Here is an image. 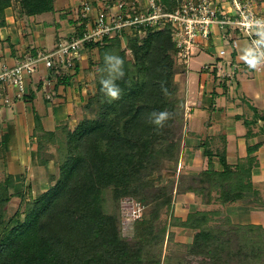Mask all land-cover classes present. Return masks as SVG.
Here are the masks:
<instances>
[{"label": "trees", "instance_id": "1", "mask_svg": "<svg viewBox=\"0 0 264 264\" xmlns=\"http://www.w3.org/2000/svg\"><path fill=\"white\" fill-rule=\"evenodd\" d=\"M17 1L28 15L53 10L54 0ZM178 2L159 0L167 11L173 10ZM10 3L11 0H0V26L4 25V11ZM123 35L134 48L138 66L131 71L129 63L120 54L125 71V76L117 81L122 89L121 98L109 101L101 92L99 83L104 55L116 48L114 44L121 43L120 37H104L101 42L86 43V48L96 47L99 55L94 77L96 90L82 107L84 114L89 110L94 113V117L84 118L83 115L73 129L64 124L57 132L38 133V147L33 156L40 165H46L49 159L58 164L57 176L51 178L53 183L34 197L19 195V206L12 211L8 207L14 195L10 192L14 187L13 177L9 175L0 182V264L143 263L139 262L138 243L131 242L121 233L119 224L124 213L120 211V204L132 199L142 202L147 200L144 181L158 166V153L170 161L178 159L181 142L178 141L174 147L170 137L173 117L168 119L164 127L156 128L149 123L148 114L163 108L173 111L172 96H176L182 107L184 100L178 95L175 82L177 72L171 53L176 57L177 48L171 37V26L167 24L160 30L147 28L145 36L137 33ZM162 87L168 89L167 94L162 91ZM48 144L55 146L54 152L48 151ZM255 148H249L248 152L252 153ZM175 149L178 150L174 157ZM217 154L222 166L219 171L210 164L213 153L210 149L205 151L208 167L199 175L198 185L207 183L210 192H219L218 198L222 204L250 199L253 192L247 179L250 178L252 159L246 160L250 162H247L246 168H239V165L232 168L224 153ZM203 189L202 186L197 189L187 186L184 190L200 194ZM105 194L117 206L115 210L112 206L108 207ZM164 194L163 190L162 195L155 196L157 202L149 217L133 221L136 228L137 224L140 226V233L145 238L153 233L152 220L157 211L170 205V197L165 198ZM158 197L162 199L158 200ZM207 221L208 213L197 210L181 223L196 231L191 245L196 260L194 264H206L208 261L211 264H224L222 252L228 251V246L237 242L238 229H233L231 237L228 230L216 232L206 227ZM238 228H251L261 238L252 242L249 240L250 244L244 243L251 245L247 253L244 249L232 256L234 252L230 250L233 253L227 260L231 257L233 264H250L254 258H264L263 226L242 224ZM215 239H221L218 242L220 245H215ZM210 251L217 256L208 257Z\"/></svg>", "mask_w": 264, "mask_h": 264}, {"label": "crops", "instance_id": "2", "mask_svg": "<svg viewBox=\"0 0 264 264\" xmlns=\"http://www.w3.org/2000/svg\"><path fill=\"white\" fill-rule=\"evenodd\" d=\"M82 2L96 4L100 0H54L52 11L35 15L25 14L19 2L13 1L0 26V69L16 65L26 54L51 53L60 40L78 36ZM246 43L239 32H230L228 39H223L214 28L208 42L195 50L186 65L181 64L182 70L175 75L186 109L181 151L200 162L204 170L208 149L213 153L210 164L217 171L222 168L217 152L224 153L232 168H246L250 164L246 160L251 158L247 180L253 195L235 208L236 220L237 224L264 227V66L260 70L247 67L240 52ZM83 48L72 68L62 71L39 61L33 73L24 74L20 96L16 86L8 85L0 97V182L13 177L10 201L17 198L19 204V195L34 197L53 181L54 175L46 174H54L53 159L40 165L33 153L39 131L57 132L64 124L71 129L82 116L99 62L96 47ZM222 48L226 52L223 58L218 55ZM224 66L231 72H225ZM5 97L10 102H5ZM253 146L255 150L249 153ZM47 148L53 152L51 144Z\"/></svg>", "mask_w": 264, "mask_h": 264}, {"label": "rangeland", "instance_id": "3", "mask_svg": "<svg viewBox=\"0 0 264 264\" xmlns=\"http://www.w3.org/2000/svg\"><path fill=\"white\" fill-rule=\"evenodd\" d=\"M16 0H11V3ZM105 0H100V2ZM257 4V9L261 11V13H264V2H261L260 0H253ZM10 3V4H11ZM80 11V8H79ZM164 27L163 23L159 27L162 29ZM158 29V30H160ZM135 35V34H134ZM139 36H145V34H137ZM114 37V36H113ZM138 37V36H137ZM141 38V37H140ZM139 38V39H140ZM121 39V38H120ZM123 39V40H122ZM121 43L114 44L116 48H112L110 53H115L120 56L123 55L125 58V61L129 63L130 70H136V66H138L137 59L135 57L134 48H131L130 41H128L127 37H122ZM141 40V39H140ZM139 42V41H138ZM140 44V42L138 43ZM200 47V46H199ZM197 47V48H199ZM196 48V49H197ZM85 49V47L83 48ZM195 49V50H196ZM194 52H189L188 60L193 56ZM172 54L173 59V66L175 71L178 73L182 70L181 64H187L183 63L182 61H179L177 57H175ZM96 55V54H94ZM223 58V56H220ZM212 61L213 59H209ZM104 66L100 68V74L105 75V73L101 72V69ZM226 66H224L225 68ZM97 69V68H96ZM228 69V72H231V69L229 67H226V70ZM176 73V74H177ZM96 74V73H95ZM175 74V75H176ZM230 74V73H229ZM233 79V76H232ZM94 82V80H93ZM177 84V83H176ZM178 85V84H177ZM176 85V86H177ZM95 87L93 88L92 94L95 92ZM180 88L177 87L178 95L183 98L182 94H179ZM91 94V95H92ZM89 98V97H88ZM172 101L174 102V108H173V119L171 122L172 126V141L174 142V147L176 144H178V141L180 145V151H179V157L178 159H174L170 161L161 154L158 153V166L156 165V168L150 175H148L145 179L146 184V192H148V197L145 202L132 199L130 202H121L120 211H123L124 215L122 217V220L120 221V229L123 236L127 237L131 242L137 244L140 247L139 255H140V261L143 262L142 264H194L195 263V256L193 254V238L194 233L196 232L194 229L190 227H185L181 225L182 222L186 221L187 216L189 214L195 213L197 210L200 213H208V221L206 224V227H209L210 229L218 232L220 230H228L233 236L234 230H237L238 235L236 236V243L230 244L228 247V251L224 250L222 252V258L224 264H233L231 257L227 260L229 255H238L235 254L239 250L244 251L246 249L245 253H247L248 248L251 246L249 245V240H256L259 236L258 232L252 231L251 228H243L239 229L238 225H242L243 223H238L236 220L237 216V210L235 208L238 207L239 204H245L246 198L237 200L232 203L228 204H222L221 201L218 198V195L220 194L216 190H212L210 192L208 188L207 183H201L200 186L198 185V181L200 179L201 172L204 170V166H201L200 162L196 163L192 159L190 160L188 155L185 152H182V134L184 131V123L186 122L184 119L186 115V109L185 106L182 107L181 102L176 98V96H172ZM88 100V99H87ZM87 102V101H86ZM85 102V103H86ZM94 113L88 110L85 111V114L83 113L82 108V116H80V119L83 118H92L94 117ZM181 116L183 117L181 120ZM191 120V118H189ZM79 121V120H78ZM77 121V122H78ZM72 127L71 129H73ZM60 133V132H59ZM181 138V140H180ZM48 146V145H47ZM52 151L54 152L55 146H53ZM158 145L156 146V149L158 150ZM179 148V146H178ZM178 149H175L173 151L174 157L175 153ZM183 155V156H182ZM173 157V158H174ZM184 157H186L184 159ZM52 162H50V165ZM193 164V165H192ZM57 163L54 164L53 172L54 174H51V172H46L47 177L49 175L57 176ZM52 166H50V169ZM192 178L195 180L193 181ZM243 183H245V179L243 178ZM50 183V181H49ZM187 186H194L197 188L204 187L202 192L200 194H197L193 192L192 190L186 191L184 190ZM144 188V187H142ZM164 190L165 194L164 197H170V205L163 206L161 209L157 211L156 217L152 220L153 222V230L150 235L145 238V236H142L140 232V226L137 224H134V220L141 219L142 217H149L151 214L152 209L155 208V204L157 201L155 196L161 194ZM184 190V191H183ZM235 193V190H234ZM143 195H145L142 192ZM160 195V196H161ZM13 196V195H12ZM11 196V198H12ZM108 207L112 206V209L114 207V210L116 209L115 205L111 203V199L109 198L108 194H105ZM10 198V199H11ZM211 198V200H210ZM162 197H158V200H161ZM18 199H12L9 203V209H17L18 207ZM236 202H239L238 204ZM134 221V222H133ZM237 228V229H236ZM264 228V227H263ZM262 232V241H264V232ZM220 234V233H219ZM226 236V235H225ZM227 239L226 237H224ZM250 238V239H249ZM261 238V237H260ZM223 239V238H221ZM221 239H215V245L219 244L218 242ZM260 240V239H259ZM258 241V240H257ZM245 242H248L249 244H244ZM211 245V242H210ZM220 245V244H219ZM246 245V246H245ZM242 246V247H241ZM233 252H229V251ZM209 251V250H208ZM213 251L209 252L208 257L215 258L217 254L214 255ZM243 258V257H242ZM140 264V263H139ZM206 264H211L210 261H208ZM247 264V263H243ZM249 264V263H248ZM250 264H264V258L260 257L259 259H253L251 260Z\"/></svg>", "mask_w": 264, "mask_h": 264}, {"label": "built area", "instance_id": "4", "mask_svg": "<svg viewBox=\"0 0 264 264\" xmlns=\"http://www.w3.org/2000/svg\"><path fill=\"white\" fill-rule=\"evenodd\" d=\"M255 18H264V13L253 0H179L171 11L164 10L159 0L82 2L78 12L80 35L60 40L51 53L26 54L16 65L2 67L0 97L8 85L16 86L20 96L24 91V74L33 73L39 61H44L46 67L57 66L64 71L74 66L78 51L86 43L101 42L104 37L118 35L122 39L123 33L145 34L147 28L158 30L162 23L169 24L176 57L187 63L189 52L207 43L214 28L220 30L223 39H228L230 32H239L251 42L254 33L247 22ZM225 53L223 48L218 50L219 56ZM4 100L10 102L8 97Z\"/></svg>", "mask_w": 264, "mask_h": 264}, {"label": "clouds", "instance_id": "5", "mask_svg": "<svg viewBox=\"0 0 264 264\" xmlns=\"http://www.w3.org/2000/svg\"><path fill=\"white\" fill-rule=\"evenodd\" d=\"M247 23L254 33V39L241 47V59L250 68L255 69L264 64V18L251 19ZM101 72L105 73L99 80L101 92L109 101L120 99L122 89L117 81L125 76L123 58L115 53H105L104 67ZM162 91L165 94L168 93L166 87H162ZM172 115L173 113L168 108L153 110L148 114V121L152 126L162 128Z\"/></svg>", "mask_w": 264, "mask_h": 264}]
</instances>
